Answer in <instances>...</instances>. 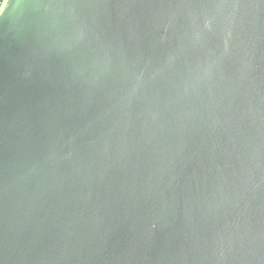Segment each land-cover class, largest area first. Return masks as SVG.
<instances>
[{
    "label": "water",
    "instance_id": "obj_1",
    "mask_svg": "<svg viewBox=\"0 0 264 264\" xmlns=\"http://www.w3.org/2000/svg\"><path fill=\"white\" fill-rule=\"evenodd\" d=\"M0 264H264V0H5Z\"/></svg>",
    "mask_w": 264,
    "mask_h": 264
},
{
    "label": "built area",
    "instance_id": "obj_2",
    "mask_svg": "<svg viewBox=\"0 0 264 264\" xmlns=\"http://www.w3.org/2000/svg\"><path fill=\"white\" fill-rule=\"evenodd\" d=\"M4 3H5V0H0V9L2 8Z\"/></svg>",
    "mask_w": 264,
    "mask_h": 264
},
{
    "label": "snow or ice",
    "instance_id": "obj_3",
    "mask_svg": "<svg viewBox=\"0 0 264 264\" xmlns=\"http://www.w3.org/2000/svg\"><path fill=\"white\" fill-rule=\"evenodd\" d=\"M7 5L5 4V7H6Z\"/></svg>",
    "mask_w": 264,
    "mask_h": 264
}]
</instances>
